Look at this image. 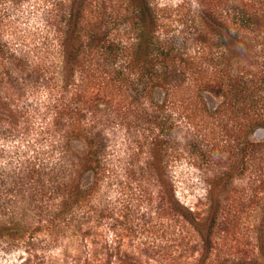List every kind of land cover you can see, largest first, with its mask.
I'll return each instance as SVG.
<instances>
[{"label":"rangeland","instance_id":"rangeland-1","mask_svg":"<svg viewBox=\"0 0 264 264\" xmlns=\"http://www.w3.org/2000/svg\"><path fill=\"white\" fill-rule=\"evenodd\" d=\"M71 1L0 0V95L22 115L17 126L0 120V163L15 165L8 150L18 139L37 168L51 161L47 172L54 142L74 140L72 171L55 182L71 192L67 205L6 196L26 234L0 239V264H264V0H237L254 20L237 37L226 31L230 46L200 17L225 15L227 0H149L154 40L173 57L167 75L177 74L158 92L134 60L130 0L84 1L89 57L81 52L61 88ZM92 42L105 47L90 53ZM10 129L25 134L13 139ZM4 182L3 191L12 177Z\"/></svg>","mask_w":264,"mask_h":264},{"label":"trees","instance_id":"trees-1","mask_svg":"<svg viewBox=\"0 0 264 264\" xmlns=\"http://www.w3.org/2000/svg\"><path fill=\"white\" fill-rule=\"evenodd\" d=\"M84 1L85 0L71 1L69 10L66 11L63 16V23L61 24L60 28V30L63 32V37L61 39L62 65L58 72V77L61 79L60 86L63 90H69L72 84L75 66L80 65L84 57L82 56L81 52H87L85 50L86 45H84L85 35L83 36L80 25ZM227 3L228 7L225 10V15L209 12L208 17V11L206 9L203 10L202 14L200 15V17L205 20L204 24L219 34V37H221V46L223 44L230 46L235 45L236 43V40H231V38L229 39L227 37V30L232 28V30L235 31L232 32V35L237 37L239 34L238 32L245 30L247 25H249L254 20V13L245 8L243 3L238 2L237 0H227ZM130 5L132 6L133 12L135 13L134 17L139 29L136 39L137 46L134 50V60L139 62L141 67L145 69L143 74L149 77V88L152 89V92H156L158 88L160 89L161 87H166L170 81L177 79V74L174 72V70H171L170 75H167V73H170V70L166 71L169 66L168 61L170 59L173 60V57L169 56L171 49H169L162 41L154 40V27L156 26L157 17L154 14V11H152L153 8L151 7L150 1L130 0ZM227 15H232L234 18V24L232 27H230V25L226 22V19L228 18ZM198 35L204 36L202 33H199ZM239 42L243 43L241 40ZM96 43L97 42H92V45H90L92 46L89 50L90 53H95L98 51V48L101 50V48L105 47L99 43L97 46ZM94 45H96L97 48ZM107 49L113 51L114 46L109 45ZM91 58L92 57H90V59ZM240 85L241 81L236 83L234 82L232 85H230L229 90H231L233 97L234 94H238V92L243 90L240 88ZM220 89H222V86H220ZM59 114L61 113L59 112L56 114V122H60ZM4 117L11 120L17 126V120H19L18 117H22V115L9 101H7L6 98L0 95V120ZM24 134L25 132H17L12 129L9 130V135L13 139ZM66 136H64L62 140L54 142L51 151H53L54 156L56 155L57 160L52 162L53 164L51 167H49L47 172L46 168H48L51 161H48L43 165V167L37 168L36 165L38 161L36 156L30 152V149L27 147V145L20 144V141L17 143L18 139H16L13 146H11V149L8 150V153L11 156L10 162H15V165L8 167L7 165H4L3 162L0 163L1 182L3 183L5 179L8 178V176L12 177L13 181L11 187L4 188V191L0 190V239H6L10 241L12 239H9L8 237H13V241H19L22 239L23 235L26 234V227L21 224L23 217L22 210L18 209L17 211L12 209L11 213H9L8 209L6 208V196L8 199V204L10 202H15L13 199H16L18 193L25 194L26 191L30 193L29 196L32 199L38 195L41 197L51 196L52 199L58 200V203L56 204L60 207H63L69 203V195L71 192L69 194H65L61 190V185L55 184V182L59 181V179H63V176L69 175L72 171V167L68 164V160L70 157L69 154L71 153L70 149L74 140L73 137ZM4 151V148L0 150V156ZM34 174L38 175V177H35ZM44 175H49L48 179L51 180L50 183H46L43 180ZM5 189L7 193L5 192ZM44 202L48 203L49 200L46 198ZM31 205L32 204H30V206ZM35 206L33 205L31 207L34 208ZM7 213H9L8 216L6 215ZM10 221L13 222V224H10Z\"/></svg>","mask_w":264,"mask_h":264}]
</instances>
